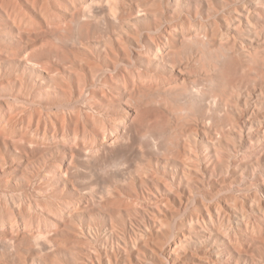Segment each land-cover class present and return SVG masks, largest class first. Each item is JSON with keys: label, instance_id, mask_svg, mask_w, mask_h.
Listing matches in <instances>:
<instances>
[{"label": "rangeland", "instance_id": "rangeland-1", "mask_svg": "<svg viewBox=\"0 0 264 264\" xmlns=\"http://www.w3.org/2000/svg\"><path fill=\"white\" fill-rule=\"evenodd\" d=\"M3 117L0 264H264V0H0Z\"/></svg>", "mask_w": 264, "mask_h": 264}, {"label": "bare ground", "instance_id": "bare-ground-1", "mask_svg": "<svg viewBox=\"0 0 264 264\" xmlns=\"http://www.w3.org/2000/svg\"><path fill=\"white\" fill-rule=\"evenodd\" d=\"M8 4V7H9V9H14V6L12 5V3H10V2H8L7 3ZM11 7H13V8H11ZM21 24H24V20H22L21 21ZM88 89H90V88H88ZM86 91V90H85ZM86 93V92H85ZM87 95V94H86ZM84 97V96H83ZM85 98V97H84ZM14 127H13V122H11V121H7V117H3L1 120H0V134L2 135V136H4V135H7V136H9V137H11V138H16V135H15V133L16 132H14ZM15 245V244H14ZM168 257V256H167Z\"/></svg>", "mask_w": 264, "mask_h": 264}]
</instances>
